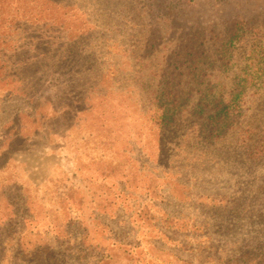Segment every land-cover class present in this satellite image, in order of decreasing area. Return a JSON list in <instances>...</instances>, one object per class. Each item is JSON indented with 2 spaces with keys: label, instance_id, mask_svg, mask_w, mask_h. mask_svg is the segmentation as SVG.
Instances as JSON below:
<instances>
[{
  "label": "rangeland",
  "instance_id": "rangeland-1",
  "mask_svg": "<svg viewBox=\"0 0 264 264\" xmlns=\"http://www.w3.org/2000/svg\"><path fill=\"white\" fill-rule=\"evenodd\" d=\"M29 1L0 7V264H264V79L244 96L253 133L241 128L205 143L192 117L155 136L139 134L127 148L131 139L119 138L130 135L136 111L113 133L72 116L98 87L150 85L182 28L161 21L165 42L142 59L148 21L140 6ZM158 1L177 9L188 0ZM87 24L94 31H82ZM222 52L226 70L216 46L207 47L218 70L259 68L264 29ZM134 89L118 92L114 105L137 109L146 90ZM50 99L70 110L68 118L56 115L62 125L36 117ZM121 158L132 164L113 162ZM120 170L125 198L108 201L109 177Z\"/></svg>",
  "mask_w": 264,
  "mask_h": 264
},
{
  "label": "trees",
  "instance_id": "trees-1",
  "mask_svg": "<svg viewBox=\"0 0 264 264\" xmlns=\"http://www.w3.org/2000/svg\"><path fill=\"white\" fill-rule=\"evenodd\" d=\"M9 1L11 0H0V7H2V3ZM18 1H25V6L22 5L23 3L18 4L22 7L29 6V0ZM127 1L140 6V12L148 21L141 49L142 59L150 58L164 44L161 21L174 23L175 26L182 28L178 37L179 41L175 48L164 57L163 66L150 85L140 82L117 89V91H114L112 87L107 91H102L105 90L103 86L93 89L88 94L89 97L92 96L88 106L79 105L72 118H76L77 114L82 113L84 120H87L85 125L89 124L88 120L93 119L99 128L106 129L105 131L110 133L114 131L116 125L120 127L124 122L130 120L127 116L130 112L136 111L131 113L134 127L130 128V135L123 134L119 138L120 142H124L127 138L131 139L125 142L127 148L131 147L132 138L134 141L138 140L139 134L155 136L160 131L175 127L182 119L192 117L196 119L198 130L202 132L200 137L204 139L205 143L212 144L215 141L224 140L237 130L240 131L241 128H245L244 132L253 133L255 130L251 128V124L247 123L244 117L247 111L244 107L248 102L244 101V96L250 86L254 90H258L262 84L260 79H264V63L255 70H249L244 66L237 75L229 74L225 70L230 61L226 60L227 57L222 51L226 53L246 34H257L264 29V0H188L177 9L165 6L158 0ZM63 4L71 6L72 3L63 1ZM128 7H126L127 10ZM34 13L39 15L37 16L39 19L45 16L40 11ZM85 25L81 28L82 31L93 30L89 24H87L88 28H85ZM128 26L132 31L136 25L130 23ZM82 37H85L84 33ZM115 45L116 48L120 47L117 43ZM208 45L216 46L217 52L220 53L219 58L223 61L222 67L225 70L224 68L218 70L213 63L209 62ZM135 87L146 90L145 95L141 98L142 101L136 99L139 101L137 109L129 105L127 107L114 105L118 101L121 91ZM96 97H101V101L105 99L107 101H97ZM124 98L126 102L127 97ZM142 103L143 105H141ZM64 104L65 102L59 105L57 101L50 99L42 108V110L47 109V112L41 113L43 115L38 113L37 119L41 121V124L53 121L60 124L62 120L56 119V115L64 111ZM55 108L57 109L55 110ZM64 112L68 118L70 110ZM85 112L91 115L88 117ZM65 116L63 114L64 118ZM32 117L28 116L27 118ZM55 126L57 128V124H53V130H55ZM135 129L137 130L135 131ZM54 132L57 133V131ZM5 137L2 144L8 141L10 135ZM112 155L114 156V154ZM101 156L103 155L101 154ZM114 160L113 162L120 167L132 164L129 158ZM125 178L127 175L121 170L111 174L108 190L112 192L108 191L107 193L108 201H113L115 198L120 199V197L125 198L122 195L128 185ZM116 189H120V193H115ZM20 197L24 201L26 209L31 211L25 193H22Z\"/></svg>",
  "mask_w": 264,
  "mask_h": 264
}]
</instances>
